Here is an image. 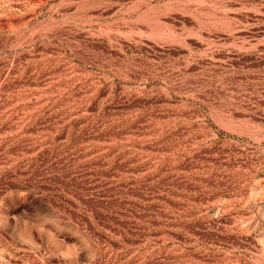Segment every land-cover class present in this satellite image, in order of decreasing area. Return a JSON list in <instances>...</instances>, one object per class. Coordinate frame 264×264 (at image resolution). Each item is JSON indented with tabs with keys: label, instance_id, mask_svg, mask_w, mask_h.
Segmentation results:
<instances>
[{
	"label": "rangeland",
	"instance_id": "374dc122",
	"mask_svg": "<svg viewBox=\"0 0 264 264\" xmlns=\"http://www.w3.org/2000/svg\"><path fill=\"white\" fill-rule=\"evenodd\" d=\"M0 264H264V0H0Z\"/></svg>",
	"mask_w": 264,
	"mask_h": 264
}]
</instances>
